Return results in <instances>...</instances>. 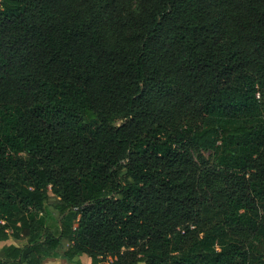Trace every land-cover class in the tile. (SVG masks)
<instances>
[{
	"label": "trees",
	"instance_id": "trees-1",
	"mask_svg": "<svg viewBox=\"0 0 264 264\" xmlns=\"http://www.w3.org/2000/svg\"><path fill=\"white\" fill-rule=\"evenodd\" d=\"M0 220V264H264V0H0Z\"/></svg>",
	"mask_w": 264,
	"mask_h": 264
},
{
	"label": "rangeland",
	"instance_id": "rangeland-1",
	"mask_svg": "<svg viewBox=\"0 0 264 264\" xmlns=\"http://www.w3.org/2000/svg\"><path fill=\"white\" fill-rule=\"evenodd\" d=\"M203 154L208 160L212 161V152H203ZM57 202L58 199L54 196H51L50 206L48 207V214L43 216V220H45L48 225L54 224L57 218L59 217V213L54 207V204ZM69 244L70 243L68 241L64 240L62 242V247L60 248L59 253L62 254L69 247ZM80 260L83 264H91L90 259L87 256H82ZM43 264H68V262L62 258H48L43 262Z\"/></svg>",
	"mask_w": 264,
	"mask_h": 264
},
{
	"label": "crops",
	"instance_id": "crops-1",
	"mask_svg": "<svg viewBox=\"0 0 264 264\" xmlns=\"http://www.w3.org/2000/svg\"><path fill=\"white\" fill-rule=\"evenodd\" d=\"M25 244H26V241L24 240L10 239L8 241H2L0 242V252L3 250V248H6L10 245H14L16 247H23Z\"/></svg>",
	"mask_w": 264,
	"mask_h": 264
},
{
	"label": "built area",
	"instance_id": "built-area-1",
	"mask_svg": "<svg viewBox=\"0 0 264 264\" xmlns=\"http://www.w3.org/2000/svg\"><path fill=\"white\" fill-rule=\"evenodd\" d=\"M4 224H5V221L0 220V225H4Z\"/></svg>",
	"mask_w": 264,
	"mask_h": 264
}]
</instances>
